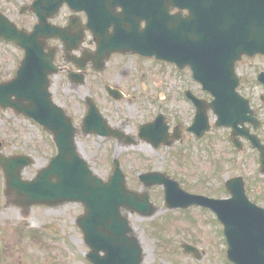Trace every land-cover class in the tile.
<instances>
[{
	"label": "water",
	"instance_id": "water-1",
	"mask_svg": "<svg viewBox=\"0 0 264 264\" xmlns=\"http://www.w3.org/2000/svg\"><path fill=\"white\" fill-rule=\"evenodd\" d=\"M63 3L85 10L91 24L97 16L100 26H114L112 33L105 32L96 41L101 59L114 51H132L174 61L180 67L189 65L193 77L214 96L209 103L194 101L198 109L192 130L201 136L209 128L206 110L211 107L218 117L216 126H231L234 135L245 136L259 150L264 172V144L247 128L238 127L253 121V112L235 92L238 78L234 72L235 62L243 54H264V0H33L29 8L39 21L31 31L18 29L0 13V38L25 53L15 77L0 82V106L32 117L51 133L56 146V154L31 180L21 177L23 168L33 163L30 156L0 154L5 193L26 210L34 204L81 203L84 212L76 224L89 246L86 257L92 264H141L143 248L133 234L128 211L151 216L155 208L147 192L136 193L126 186L118 160L106 181L97 176L77 150L71 117L51 99L48 76L55 69L52 52L46 54L44 49L49 37H61V33L47 19ZM118 6L122 11L115 14ZM170 7L185 8L189 14H170ZM89 104L83 132L109 133L105 122V128L94 127L103 118L94 104ZM151 126L140 128V135L147 140L158 133ZM140 179L146 188L163 184L169 206H211L224 226L228 259L236 264H264V210L247 200L241 177L227 181L232 197L225 200L188 194L160 172L142 174ZM177 190L180 195H174ZM183 247L192 249L187 244Z\"/></svg>",
	"mask_w": 264,
	"mask_h": 264
},
{
	"label": "rangeland",
	"instance_id": "rangeland-1",
	"mask_svg": "<svg viewBox=\"0 0 264 264\" xmlns=\"http://www.w3.org/2000/svg\"><path fill=\"white\" fill-rule=\"evenodd\" d=\"M29 1L0 0V10L19 26L28 28L32 18L28 16L26 19L19 14L18 7ZM22 55L20 48L0 41V81L14 76ZM123 61V65L132 72L124 78L123 85L136 83L135 89L127 91L128 94L137 95L135 105L126 96L118 107L105 101L100 86L105 74H102V78L89 76L84 86L77 90L65 87L63 76L56 75L51 85L53 100L63 106L78 124L86 111L81 98L85 94L95 95L113 122L120 124L126 118L129 120L125 129L129 132L137 122L147 120L158 111L153 103L155 101L150 99L160 96L163 97L162 101L164 97L166 99L159 110L162 108L172 121L173 118H180L191 122L192 110L178 94L186 72L180 81L175 72L171 75V82L168 76L159 74L165 83L155 87L153 83L149 84V79L153 72H159L161 64H154L148 59L138 61L136 58H125ZM263 68L264 61L254 58L243 60L237 70L242 78L251 80ZM144 84L146 89L143 90ZM241 88L243 95L252 96L251 105L261 120L257 132L264 142V98H260V93L264 91L261 88L251 91L244 85ZM189 89L199 96L206 95L193 83H189ZM209 119L211 123L214 121L211 113ZM228 131V128L213 127L200 140H194L188 132H184L182 139L175 141L171 147L160 146L157 149L139 139L136 145H123L94 135H78L77 146L94 172L104 180L111 173L113 157L119 159L127 186L136 191L143 190L138 182L139 173L162 171L179 181L188 191L208 192L206 195L219 197L224 196L220 189L224 180L240 175L245 180L248 197L264 207V175L259 173L257 151L250 148L245 140L243 149H234L227 140ZM0 152L32 156L34 163L22 173L23 178L30 179L47 164L55 153V147L50 135L38 124L17 115L10 108H0ZM3 189L4 179L0 170V264H89L84 258L88 247L75 224L76 217L83 212L81 204L69 202L54 207L34 205L24 213L23 207L7 197ZM161 189H150L152 203L158 207L152 217L129 214L130 223L143 247L142 264H231L224 254L221 226L219 228L210 215L194 208L181 213L164 208L160 198ZM181 243L195 246L203 252L202 258L196 260L184 254Z\"/></svg>",
	"mask_w": 264,
	"mask_h": 264
},
{
	"label": "flooded vegetation",
	"instance_id": "flooded-vegetation-1",
	"mask_svg": "<svg viewBox=\"0 0 264 264\" xmlns=\"http://www.w3.org/2000/svg\"><path fill=\"white\" fill-rule=\"evenodd\" d=\"M170 11V13L175 15L183 17L187 16L186 9H182L179 7H170ZM28 16H31L34 21L37 20L36 17L31 13H26L24 15L26 19H28ZM50 22L54 26H58L61 28V34L67 32L68 30L70 34L72 33L74 36L77 35L76 38H78L76 41H72V43H64L62 42V40H60V38H52L49 40V44L53 46L54 50V63L57 64V66L60 68L58 74L63 76L65 87H68V89L70 90L78 89L81 85L83 86L89 76H93L94 78L100 76L102 78V74H105V78L103 80L101 79L102 82L100 83V86L107 96L108 100L121 102L126 96L129 100H132L133 104L135 105V97H137V95L128 94L127 91H132L133 89H135L136 83H127L126 85H123L125 84L123 82L124 78L132 73L131 70L127 69L123 65L125 63L123 61L125 58H136L138 59V61H140L141 58H144L153 60L158 64H161L159 72H153L149 79V84L153 83L155 87H160L165 83L164 79L158 76L159 74H165V76H168L170 78L169 81L171 82V75L177 72L180 81L182 71L188 70L187 67L179 69L174 63L159 61L154 58L141 57L140 55L135 53L118 52L110 54L106 58L105 66L101 69H98L99 60L96 57L97 45H95V41H97L98 38L101 39L102 35L97 32V27L95 33L89 30V28L86 26L87 19L84 12H74L66 5H63L60 7L59 11L52 17V19H50ZM243 59L247 60L248 58L243 57ZM80 64L84 66V70H81V68L79 67ZM241 85H244V87L248 90H253L255 88L254 86L251 87L250 83H242ZM142 89H146L145 84L144 86H142ZM147 98H150V96L147 95ZM157 99L161 103H163L166 97H164L163 101V97L159 96ZM93 100L95 101L100 112L107 119V122L111 127L116 128L117 131H127L125 130L126 126L129 124V120L127 118L120 124L118 122H113L109 115L106 113L105 109H102V107L99 105L100 101L96 97ZM155 115L156 114L153 113L147 120L137 122L135 124V127L128 130L129 132L127 133L137 135L141 126L149 122L153 123V121L151 120L155 117ZM162 115L164 118H162L161 121L163 124H165L166 133L172 135L174 134L175 136L180 135L181 137L186 130V126L184 127V123L186 121L180 118H173L174 121H172L171 117L164 111ZM162 192L163 191L161 189V194ZM203 210L212 214V212L207 208ZM200 253L202 254L203 252Z\"/></svg>",
	"mask_w": 264,
	"mask_h": 264
}]
</instances>
